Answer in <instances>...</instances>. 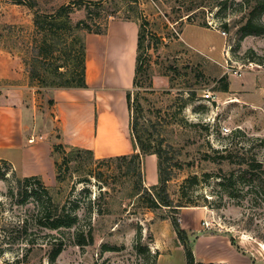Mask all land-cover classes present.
Segmentation results:
<instances>
[{
    "label": "rangeland",
    "instance_id": "374dc122",
    "mask_svg": "<svg viewBox=\"0 0 264 264\" xmlns=\"http://www.w3.org/2000/svg\"><path fill=\"white\" fill-rule=\"evenodd\" d=\"M110 1L109 22L131 16L138 31L146 27L151 85L147 78L133 87L132 98L138 94L152 135L162 141L173 204L190 206L152 211L145 199L129 197L136 178L120 173L125 164L65 148L56 152L65 179L47 187L53 202L79 215V228L52 229L37 222V184H19L24 178L0 163V264H157L153 243L166 254L158 264H187L181 249L170 250L181 243L164 223L172 225V217L187 232L195 264H264V196L231 198L216 178L237 170L244 153L264 160V13L252 16L250 0ZM27 2L36 7L0 0V71L26 74L30 84L25 60L37 38L35 11L51 12L67 0ZM84 15L78 11L73 19ZM251 17L259 33L244 35ZM21 82L0 80V86ZM48 89L37 87L38 106H51ZM226 148L234 163L221 158ZM144 171L151 179L148 163ZM155 223L161 228L153 231Z\"/></svg>",
    "mask_w": 264,
    "mask_h": 264
},
{
    "label": "crops",
    "instance_id": "0c3cea01",
    "mask_svg": "<svg viewBox=\"0 0 264 264\" xmlns=\"http://www.w3.org/2000/svg\"><path fill=\"white\" fill-rule=\"evenodd\" d=\"M138 33L133 21L114 20L106 34H87V88L48 89L45 94L50 95L51 106L37 105V87L27 82L26 74L0 71V80H23L14 87L0 86V163H6L20 178L38 177L45 186H52L57 183L54 145L86 149L97 159L138 153L127 101L133 88ZM147 163L152 171L148 180ZM142 165L145 186L157 185V156L146 155ZM151 228L155 231L161 223ZM153 246L160 252L158 264L166 254L156 243ZM170 248L185 254L181 243Z\"/></svg>",
    "mask_w": 264,
    "mask_h": 264
},
{
    "label": "trees",
    "instance_id": "16d2710c",
    "mask_svg": "<svg viewBox=\"0 0 264 264\" xmlns=\"http://www.w3.org/2000/svg\"><path fill=\"white\" fill-rule=\"evenodd\" d=\"M18 3L28 4L30 8L36 7L35 2L28 3L27 0H14ZM252 4V16L259 13V16L264 13V0H250ZM110 0H67L66 3L60 5L57 9L51 12L40 13L38 10L34 14V25L37 38L35 39L29 59L25 60L28 70L30 85L37 86L39 89H69V88H87L86 84V35L107 33L108 17L114 12L111 10ZM116 6V5H115ZM78 11H84L83 18L74 21L73 15ZM189 18V17H188ZM131 16L127 17V21L131 20ZM257 24L254 23L251 17L247 23L241 28L244 35L258 34ZM224 32L229 29L227 24L223 25ZM147 33L146 27L139 25L138 42H137V57L136 67L133 79V87L136 88L148 78L150 82V66L145 62L144 45ZM223 90L227 91L228 84L226 78ZM151 85V82H150ZM128 108L130 111V128L135 146L139 149L138 153L107 158L103 161H115L120 164H125L126 167L119 166V171L124 176L130 177L133 175L136 179L133 183V190L129 197H137L144 200L147 207L152 211L160 209H181L190 206L189 204L174 205L171 200L167 185L169 177L166 174L165 150L162 141L158 140L151 133V119H145L142 114V106L139 102L138 94L133 100L132 93H127ZM64 150L62 144L54 145V151ZM72 151L81 157L83 152L93 153L86 149L72 148ZM221 158L228 163L233 162V155L227 148L222 152ZM146 155H156L158 158V173L159 182L155 186L147 188L145 186L143 174V160ZM239 157V166L237 170H232L228 173L216 175L219 180L217 187L220 188L223 194L229 197H237L239 193H244L248 200L254 197L264 196V160H258L254 157H248L243 154ZM83 161V160H82ZM124 169V170H123ZM126 169V170H125ZM63 170L61 164L56 162V182L64 181ZM100 175V173H99ZM208 178H212L211 174H206ZM95 177V176H94ZM99 177V176H98ZM101 179V178H100ZM34 181L37 184L33 195L39 199V210L37 222L44 227L59 229V228H79V215L75 212L68 211L66 206H61L53 202L50 190L38 177L24 178L19 180V184H30ZM190 181L194 184L199 182L198 176H193ZM88 182L82 180L81 183ZM184 188H182V193ZM199 206V205H192ZM165 217V216H164ZM172 227L184 247L187 264H195V256L192 249V244L189 241L186 230H184L178 220L171 218ZM89 222V228H92ZM91 234V231H89ZM83 235V234H82ZM79 234L80 236H82ZM79 242L82 240L79 239ZM147 250V249H146ZM61 249L55 250L54 256L60 253ZM153 257L156 260L159 253L156 252Z\"/></svg>",
    "mask_w": 264,
    "mask_h": 264
},
{
    "label": "built area",
    "instance_id": "2783aa9c",
    "mask_svg": "<svg viewBox=\"0 0 264 264\" xmlns=\"http://www.w3.org/2000/svg\"><path fill=\"white\" fill-rule=\"evenodd\" d=\"M207 98L209 97V96H206ZM40 139H42V137H39ZM32 140H35L36 138H34V137H32L31 138Z\"/></svg>",
    "mask_w": 264,
    "mask_h": 264
}]
</instances>
